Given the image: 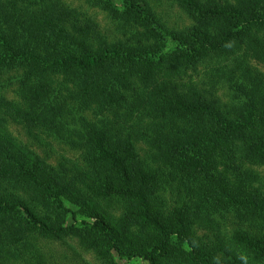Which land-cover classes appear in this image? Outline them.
<instances>
[{
	"label": "trees",
	"instance_id": "trees-1",
	"mask_svg": "<svg viewBox=\"0 0 264 264\" xmlns=\"http://www.w3.org/2000/svg\"><path fill=\"white\" fill-rule=\"evenodd\" d=\"M75 1L0 0V264H264V0Z\"/></svg>",
	"mask_w": 264,
	"mask_h": 264
},
{
	"label": "rangeland",
	"instance_id": "rangeland-1",
	"mask_svg": "<svg viewBox=\"0 0 264 264\" xmlns=\"http://www.w3.org/2000/svg\"><path fill=\"white\" fill-rule=\"evenodd\" d=\"M64 1L72 8H79V10L83 12L81 16L82 19L91 20L92 23L99 24L102 30H108L113 26L108 18L107 13L103 10L86 5L85 3L81 4V2L75 0ZM150 1L158 8L160 12H162V14L171 24L174 23L176 25L179 24L183 26L189 25L191 23L192 19L187 15V13L180 9L179 6L172 4L169 0ZM251 63L264 73V63L253 59L251 60ZM213 65L214 63L207 62L206 64L200 66V72L197 74L193 73L194 75H192V79H194L193 76H195V79L200 82L202 86H208V84L210 85V82L214 79L212 77V74L214 73V70H212ZM186 78L190 79L189 76H186ZM218 89V94L221 96V98L226 99L225 86L220 85L218 86ZM6 97L8 100L18 99L17 95L10 88L6 90ZM9 128L16 135L20 136V138H23L25 141L27 140L28 136L20 126L12 123L10 124ZM49 150L51 154L50 161L54 164H59V162L65 157L73 160L80 158L77 153H74L73 151L69 150V148L59 143L54 142L52 149ZM39 246L45 252L46 256L50 258L52 262H56L57 264H101V262H99L96 258L94 252L81 246L77 240H70V245H63L59 241L56 242L54 240L41 239ZM124 264H144V262L139 259H132L127 261L125 260Z\"/></svg>",
	"mask_w": 264,
	"mask_h": 264
}]
</instances>
